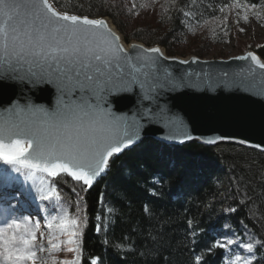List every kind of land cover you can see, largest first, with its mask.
Instances as JSON below:
<instances>
[{"label":"trees","instance_id":"trees-1","mask_svg":"<svg viewBox=\"0 0 264 264\" xmlns=\"http://www.w3.org/2000/svg\"><path fill=\"white\" fill-rule=\"evenodd\" d=\"M52 1L61 11L109 17L127 43L161 45L170 56L188 55L178 47L189 41V54L202 57L232 34L246 48L238 14L245 9L233 0ZM241 3L264 27V0ZM255 51L264 59V44ZM53 181L72 211L82 194L80 264H264V152L147 138L115 156L90 189L64 173Z\"/></svg>","mask_w":264,"mask_h":264},{"label":"snow or ice","instance_id":"snow-or-ice-1","mask_svg":"<svg viewBox=\"0 0 264 264\" xmlns=\"http://www.w3.org/2000/svg\"><path fill=\"white\" fill-rule=\"evenodd\" d=\"M232 7L247 12L249 6L233 0ZM242 19L247 22L249 17L245 14ZM119 41L105 20L59 11L50 0H0V80L27 81L32 87L51 84L58 93L54 110L29 103L0 113V161L34 183L37 173L53 177L67 173L92 186L109 158L133 142L128 127L103 106L106 96L125 83L119 75L124 52ZM249 57L264 68L254 54ZM40 184H44L42 179ZM37 191L41 200L55 207L58 192L49 188L46 193L43 187ZM66 217L67 212L54 218L60 221L58 234L49 231L45 235L39 222L28 217L6 223L0 228V264L3 258L10 264H36L38 259L41 264L49 259L53 264H79L83 218L65 222ZM47 228L53 229V223ZM246 247L251 250L253 246ZM60 251L75 255L57 261L53 252ZM38 252H47V256L40 257Z\"/></svg>","mask_w":264,"mask_h":264},{"label":"water","instance_id":"water-1","mask_svg":"<svg viewBox=\"0 0 264 264\" xmlns=\"http://www.w3.org/2000/svg\"><path fill=\"white\" fill-rule=\"evenodd\" d=\"M53 6L61 11L54 2ZM88 17L105 20L123 45V71L114 72H119L125 83L106 96L103 106L120 118L133 138L130 145L109 158L105 171L88 189L106 174L115 156L147 138L180 146L192 142L236 144L264 152V68L249 57L252 53L264 62L256 51L211 60L196 55L170 56L161 45L127 43L109 17ZM157 48L159 52L151 51ZM57 97L51 84L32 87L27 81L0 80V113L29 103L54 110Z\"/></svg>","mask_w":264,"mask_h":264},{"label":"rangeland","instance_id":"rangeland-1","mask_svg":"<svg viewBox=\"0 0 264 264\" xmlns=\"http://www.w3.org/2000/svg\"><path fill=\"white\" fill-rule=\"evenodd\" d=\"M238 14L240 19V28L243 29V31H241L242 37L240 39L244 43H246V48L242 49V47L238 43V40L234 38L232 34V36L226 43L215 46L210 44V46L208 45L207 47L203 48L202 57L198 55L196 56L206 60L228 59L231 57L243 55L251 50L255 51L257 47L263 45L264 27L257 21L255 17H251V13L239 11ZM245 14H247L249 17L247 22L242 19ZM190 46L191 42L184 41L182 45L178 47V49L180 52H188V55H178V57L188 58L194 55L189 54ZM36 176L37 180L35 181V183L32 180H26L23 175L13 172L12 166L6 165L3 163V161H0V190H8L9 193L13 192L17 196L9 200V198H2L3 196L0 195V228L4 227L6 223L11 222L12 219H22L24 217H28L33 222H39L40 232L45 233V235H47L49 231L54 234H58L56 225H58L60 221L55 220L54 218L58 215L63 216V214L67 212L68 217L65 218V222L70 219H76L77 217L83 218V223L81 224V230L83 232L86 223V216L84 213L82 194L79 193V195L76 196V211H72L71 203L64 199L62 196H60V194V198L54 201L55 207H53V202L40 199V193L37 191V188L43 187L46 193L48 192L49 188L54 189L56 192H58L53 181L54 178L49 177L44 173H37ZM41 179L44 181L43 185L40 184ZM21 192H23L24 194L21 195ZM23 205L29 206L30 210L26 211ZM49 223H53V229L51 230L47 228V225ZM37 235L39 237L40 233L38 232ZM60 239L66 240V237H60ZM81 240L82 236L78 240V243H80V245ZM38 242L45 243V246L48 247L44 240H38ZM37 255L40 257H45L47 256V252H38ZM53 255L57 258V261H60L64 259H72L75 254L60 251L53 252ZM80 262L81 253L79 255V264ZM2 264H10V262L7 261L6 258H3ZM36 264H41V261L38 259L36 261ZM47 264H53L52 260L49 259L47 261ZM94 264H97L96 260L94 261ZM225 264H231L230 260L227 261Z\"/></svg>","mask_w":264,"mask_h":264},{"label":"bare ground","instance_id":"bare-ground-1","mask_svg":"<svg viewBox=\"0 0 264 264\" xmlns=\"http://www.w3.org/2000/svg\"><path fill=\"white\" fill-rule=\"evenodd\" d=\"M12 191H14V190H12ZM0 195H2L3 197L2 198H5V197H7V198H9V200H11L12 198H15V197H17L16 195H15V193H13V192H11V193H9V191L8 190H0ZM16 200V199H15ZM23 207H24V209L27 211V210H30L29 208V206H27V205H23ZM35 213V212H34Z\"/></svg>","mask_w":264,"mask_h":264}]
</instances>
